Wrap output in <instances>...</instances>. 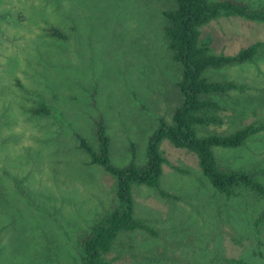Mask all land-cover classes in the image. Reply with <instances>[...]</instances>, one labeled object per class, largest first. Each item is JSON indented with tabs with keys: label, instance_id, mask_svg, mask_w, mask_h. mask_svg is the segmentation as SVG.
Segmentation results:
<instances>
[{
	"label": "rangeland",
	"instance_id": "1",
	"mask_svg": "<svg viewBox=\"0 0 264 264\" xmlns=\"http://www.w3.org/2000/svg\"><path fill=\"white\" fill-rule=\"evenodd\" d=\"M257 9L264 0H238ZM169 0H0V264H81L77 239L115 206L114 181L88 165L75 136L94 146L101 117L112 165L144 162L147 137L178 102L179 68L161 34ZM54 28L65 35L57 39ZM202 33L216 54L264 43V22L218 18ZM243 85L215 97L230 133L264 124V55L210 70ZM44 105L49 113L32 115ZM209 129V128H208ZM159 189L131 186L142 228L119 232L109 264H264V199L229 198L201 175L195 156L166 141ZM217 167L264 185V132L237 149L213 148Z\"/></svg>",
	"mask_w": 264,
	"mask_h": 264
},
{
	"label": "trees",
	"instance_id": "2",
	"mask_svg": "<svg viewBox=\"0 0 264 264\" xmlns=\"http://www.w3.org/2000/svg\"><path fill=\"white\" fill-rule=\"evenodd\" d=\"M172 6L161 11V34L170 53V60L179 68L174 87L178 102L169 121H157L156 128L147 137L144 162L134 163V146L129 144L127 164L116 167L109 158V138L103 119L93 121L92 135L95 145L75 136L77 147L86 155L88 165L100 167L114 181L115 206L91 225L88 232L77 239L81 264H109L106 255L119 232L142 228L152 233L132 216V185L154 189L160 196H168L159 189L158 179L165 159L159 146L166 141L176 149L192 153L201 175L208 184L226 198L237 189H246L264 199V185L249 173L239 170H221L217 167L213 148L237 149L251 136L264 132L263 123H250L230 133L216 134L210 127L223 124V108L215 97L229 91H241L244 86L231 81H213L207 76L210 70L242 65L258 53L264 55V43L255 42L232 55L216 54L210 34L202 29L218 18L234 17L247 22H264V3L257 9L249 8L238 0H169ZM50 36L65 39V35L49 28ZM49 110L40 104L31 109L32 115H46ZM209 128V129H208Z\"/></svg>",
	"mask_w": 264,
	"mask_h": 264
}]
</instances>
